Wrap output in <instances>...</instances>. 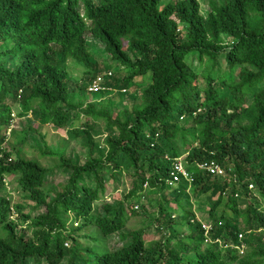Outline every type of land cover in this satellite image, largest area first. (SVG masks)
Listing matches in <instances>:
<instances>
[{"label":"trees","instance_id":"16d2710c","mask_svg":"<svg viewBox=\"0 0 264 264\" xmlns=\"http://www.w3.org/2000/svg\"><path fill=\"white\" fill-rule=\"evenodd\" d=\"M209 7L202 13L200 0H0V187L9 178L22 202L34 203L24 212L25 203L0 197V264H264V0H209ZM99 52L105 70H120L98 94L116 90L123 98L140 88L117 114L111 100L84 101L99 75ZM68 59L84 68L78 92L70 90ZM29 113L42 127L70 130L84 160L49 147L32 127L9 129L13 114ZM30 131L40 136L41 158L55 164L21 155ZM11 134L20 144L15 159L4 148ZM166 156H184L189 181L169 185ZM210 161L225 174L199 168ZM58 171L68 177L54 188L50 175ZM123 175L132 180L128 193L106 200L109 180ZM203 195L206 222L189 206L190 196ZM166 196L186 220V235L171 224ZM151 213L159 239H149L147 227L127 228L131 217ZM85 227L96 231L86 235ZM85 235L93 244L80 242ZM112 235L119 246L111 249Z\"/></svg>","mask_w":264,"mask_h":264},{"label":"rangeland","instance_id":"374dc122","mask_svg":"<svg viewBox=\"0 0 264 264\" xmlns=\"http://www.w3.org/2000/svg\"><path fill=\"white\" fill-rule=\"evenodd\" d=\"M201 3V12L206 13L209 11V0H200ZM180 28L182 32L185 30V25L180 24ZM95 60L97 61L96 68L99 75H104L107 70H105V62H107V56L102 54V53H97L95 55ZM67 65H68V72L69 75L74 79L75 83L71 84L70 90L72 92H78L79 88L82 84V81L85 79V76L83 74L84 68L80 66L76 61L68 59L67 60ZM114 70L113 73H116L120 70L118 65H114ZM148 77V76H147ZM201 87L205 85L204 82L200 83ZM89 86V84H88ZM139 86L134 85L131 86V88L127 89L126 94L121 98V96L118 94L116 90H107V92L102 96L100 94H94L86 91L84 94V101L85 102H99V100L103 99L104 101L107 102V100H111L114 102V106L112 107L113 114H117L119 109L124 105V104H130V95L131 94H137L139 92ZM80 101L79 98L75 99V103ZM136 103H139L140 100L137 99L135 101ZM14 112L16 113L18 111V106H14ZM28 127H32L38 132H40L41 135H44L48 146L51 148H64L66 157L70 156L74 159H77L78 161L82 162L84 160L85 156V150L83 149L81 142L79 139H70L68 133L71 132L70 130L63 128H57L54 127L53 125H45V126H40L39 123L36 121L35 117L29 113V115L25 117H17L13 114L12 119L10 121V126L9 129L13 128L16 131H21L23 129H26ZM94 138L101 143H103V140L105 138V134L103 133V125L102 124H97L96 126V131L93 134ZM27 142L21 146V155L28 157V158H38L40 159L41 163L44 165H53L55 162L51 160L50 158H41V151L38 150V146H42L41 144V139L39 134H35L32 131L29 132ZM20 145V144H19ZM18 141L16 140L14 135L8 136L7 140L5 141L4 148L11 152V156L13 159L16 158L17 152L19 150ZM43 149V148H42ZM51 176V182H52V187H57V184L60 181H65L68 177V173L63 172V171H58L54 173ZM84 180L89 182V180L84 177ZM131 178L129 175H123L119 177V179L116 182H112V180H109L106 186V191H105V196L106 200L113 202L116 200H122L124 196L128 193L131 187ZM147 186V183L144 185V187ZM176 186V185H174ZM250 188V187H249ZM253 189V188H250ZM168 190L165 191V195L168 194ZM6 194H9V196L12 199V204L14 203H25L26 208L24 209V212H29L30 207L34 206L33 202H22L20 199L19 193L15 191V182L11 181L9 178H6V180L3 181L2 186L0 187V197L4 196ZM257 197V195L255 194ZM167 197V196H166ZM185 196H183L184 198ZM51 196H47V199L49 200ZM168 202L165 203L164 206L168 208L170 211L169 213L173 214V218L171 219V224H176L175 229L177 232H179L181 235H186L187 232V224L186 220L180 218L178 216V213L176 212V206L175 202L172 201V197L168 196L167 197ZM145 202V200L143 201ZM189 206L191 207L193 213H195L196 217L203 222L207 221V216L206 212L209 209V204L205 201V195L198 197L197 200H195L194 196H190V201H189ZM242 209L244 206L241 207ZM99 209L95 207L94 213H96ZM152 211H155L152 209ZM150 211V212H152ZM41 212L40 209L36 210L35 212H31L32 215ZM12 218H17L16 214H12ZM154 221H155V216L154 214H149L148 216L144 217L141 215L131 217L128 220L127 223V228H138V227H147V234L148 238L152 239L153 237L155 239H159L161 236L160 234L156 233V227L154 226ZM77 224H80V221H77L74 223V226L76 227ZM95 228H90V227H85L82 229V232L87 234H94L95 233ZM82 236L80 238V242L83 245H91L93 244L94 241L88 238V236ZM118 236L117 235H112L107 238V246L109 248H116L118 245ZM244 249L246 250V245L242 242ZM71 245V243L65 244V246L68 248ZM241 263V262H240Z\"/></svg>","mask_w":264,"mask_h":264},{"label":"built area","instance_id":"2783aa9c","mask_svg":"<svg viewBox=\"0 0 264 264\" xmlns=\"http://www.w3.org/2000/svg\"><path fill=\"white\" fill-rule=\"evenodd\" d=\"M113 71H106L104 75H97L89 84L87 91L90 93H97L101 90H103V83L105 80L106 76H112ZM166 160L170 164V180H169V185H175L177 184L180 180H185L189 181L190 180V174L187 171V169L184 166L183 160L184 156H177V157H165ZM199 168L206 170L210 175H214L217 177H221L225 174L224 169L222 166L215 162V161H210V162H205V163H199L198 164ZM249 187H252L251 185ZM137 208V206H135ZM203 228L205 230V233L209 231V226L203 225ZM240 240L242 239V235H239ZM237 249L239 250V253H243V244L242 242L240 243L239 246H237Z\"/></svg>","mask_w":264,"mask_h":264}]
</instances>
